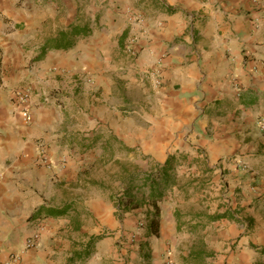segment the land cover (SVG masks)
Returning <instances> with one entry per match:
<instances>
[{
    "label": "crops",
    "instance_id": "crops-1",
    "mask_svg": "<svg viewBox=\"0 0 264 264\" xmlns=\"http://www.w3.org/2000/svg\"><path fill=\"white\" fill-rule=\"evenodd\" d=\"M19 1L0 0V264H96L103 260L106 242L99 244L107 237L91 242L89 259L70 261L79 237H84L83 226L77 223L70 198L39 188L55 173L65 174L69 160L63 168H53L41 165L38 158L44 148L60 161L57 149L64 142L72 145L75 135L92 133L90 116L87 125L77 119L78 108L84 113L87 104L79 95L82 89H94L90 76L102 84L91 73L92 62H101L97 53L114 37L110 31H92L68 50H43L71 25L76 6L64 15L60 0L38 6L34 0ZM253 7H263V12L264 0H185L178 11L162 13L164 21L157 25L161 35L153 40L160 38L164 44L193 22L192 30L163 59L167 69L159 101L164 117L154 118V126L162 124L158 134H164L165 142L172 139L174 126L182 128L183 137L201 151L197 155L207 158L204 166L229 170L232 206H244L246 217L264 218V133L257 126V118L264 116V17L258 27L249 24L244 12ZM201 8L206 15L198 13ZM215 13L226 20L213 21ZM196 36L193 52L189 44ZM173 69H177L174 76ZM28 81L33 90L28 100H20L17 91L30 87ZM110 82L127 86L118 78ZM51 90L55 94L48 97ZM230 216L246 220L233 209ZM239 231L235 247L240 253L233 261L242 257L243 263L256 264L264 259V229L259 236L244 228ZM35 233L39 241L27 247ZM60 234L64 237L59 240Z\"/></svg>",
    "mask_w": 264,
    "mask_h": 264
},
{
    "label": "rangeland",
    "instance_id": "rangeland-1",
    "mask_svg": "<svg viewBox=\"0 0 264 264\" xmlns=\"http://www.w3.org/2000/svg\"><path fill=\"white\" fill-rule=\"evenodd\" d=\"M52 1L58 0H34V4ZM60 1L64 15L76 6L71 25L88 24L90 32L74 35L75 42L58 49L73 48L92 31H110L114 37L97 53V60L101 62H92L91 73L102 84L95 76H87L94 89H82L79 95L81 103L87 104L84 113L78 108L77 119L87 125L90 116L92 133L75 135L72 145L64 142L57 149L60 161L51 158L47 150L43 154L40 151L38 158L41 165L53 168H63L69 160L70 167L65 174L55 173L50 180L44 179L39 188H51L54 193L70 198L77 223L84 229L76 251L85 253L89 247L93 249L91 242L95 244L107 237L99 244L101 247L106 242L102 249L105 252L102 262L106 264H245L242 257L233 261L240 253L235 247L242 234L239 230L244 228L259 236L264 229L263 216L246 217L242 214L244 206H232L233 177L229 170L224 171L219 165L204 166L207 158L197 155L201 151L189 143L192 140L187 136L183 137L182 128L174 126L172 139L165 142L162 141L164 134H158L162 124L154 126V118L164 117L159 101L163 97L160 92L164 86L163 72L167 69L163 59L192 30L193 20L170 43L153 38L161 35L157 25L164 21L162 13L178 11V5L185 0H163L166 5L160 0H76L75 4ZM261 8L245 10L252 26L258 27L264 17ZM198 13L204 10L201 8ZM205 15H195V19L202 21ZM223 20L226 17L215 13L213 21ZM48 22L51 24L52 19ZM261 34L264 36V28ZM197 41V36L191 39L190 51L196 52ZM176 71L173 69L172 76ZM113 78L127 81V86L111 83ZM28 82L30 87L25 89L30 95L33 88L31 81ZM53 90L48 97L55 94ZM74 120L75 117L70 121ZM66 150L68 154H60ZM195 150L198 151L195 153ZM158 191H161L159 195ZM153 193L159 204L158 218L151 211L155 209ZM232 209L246 220L216 219L220 213L230 216ZM154 223L158 225L157 231ZM60 235L59 240L64 237ZM231 255L234 257L229 261ZM256 264H264V259Z\"/></svg>",
    "mask_w": 264,
    "mask_h": 264
},
{
    "label": "trees",
    "instance_id": "trees-1",
    "mask_svg": "<svg viewBox=\"0 0 264 264\" xmlns=\"http://www.w3.org/2000/svg\"><path fill=\"white\" fill-rule=\"evenodd\" d=\"M89 32H90V27H89L88 24H84L83 26H79L77 24H72V25H70L68 30H63V31L59 32V34L57 36L59 38H55V42L54 43L44 45L43 50H46L48 47H57V48H59V47H67V46L71 45L73 42H75V37L77 35H83V34L89 33ZM74 35H76V36L74 38H72ZM164 166L167 167L168 164L166 163ZM159 193H161V191H158L157 195H159ZM157 195L154 194V193L152 194V196H153V200L152 201H154L153 204L155 206V209L151 210V211L153 213H155L157 215V218H158V216H159L158 215L159 214V204H158L157 201L154 200ZM50 212L54 213L55 211L51 210ZM215 217L219 218V217H230V216L227 215L226 213H220V214L216 215ZM154 219H156V217L153 218V220ZM153 226L155 227L154 231H157L158 230V225L154 223ZM261 250L264 252V247H262ZM89 254H90V247H89V249H87V251H85V253L75 252L73 254V256L70 258V261H74V259H78V258L86 259V257H88Z\"/></svg>",
    "mask_w": 264,
    "mask_h": 264
},
{
    "label": "built area",
    "instance_id": "built-area-1",
    "mask_svg": "<svg viewBox=\"0 0 264 264\" xmlns=\"http://www.w3.org/2000/svg\"><path fill=\"white\" fill-rule=\"evenodd\" d=\"M17 96L20 100H28L29 98V90L28 89H25V88H22L20 90L17 91ZM257 126L259 128V130L264 133V118H259L258 121H257ZM41 153L43 154L44 153V148L41 149ZM40 239V236L38 233H35L32 238H30V240L28 241L27 243V247H30V246H33L35 245V243L37 241H39Z\"/></svg>",
    "mask_w": 264,
    "mask_h": 264
}]
</instances>
